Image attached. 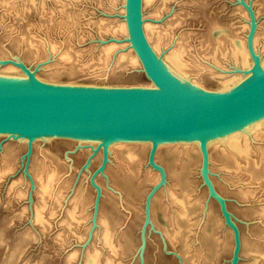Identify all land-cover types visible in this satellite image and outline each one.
I'll use <instances>...</instances> for the list:
<instances>
[{
    "label": "rangeland",
    "instance_id": "1",
    "mask_svg": "<svg viewBox=\"0 0 264 264\" xmlns=\"http://www.w3.org/2000/svg\"><path fill=\"white\" fill-rule=\"evenodd\" d=\"M64 1H1L0 58L8 64L0 65V72L12 66L21 72L18 75L25 74L16 62L21 59L47 83L154 86L139 57L137 66H119L111 76L104 75V67L92 57L103 44L126 46L124 50L133 51L129 35L99 32L102 20L103 25H109L124 19L117 13L121 10H111L107 0H74L76 3L68 2V10L59 16L55 8ZM245 1L254 13L258 12L255 18L262 24L259 32L263 36L264 0ZM166 4L159 19L168 21L172 39L169 45L176 40L185 44L186 56L193 61L189 74L203 78L201 88L224 90L210 71H214L211 61L218 52L215 41L225 32L232 39L230 29L234 28L232 31L247 42L248 9L241 0H169ZM145 12L143 8V19L147 20ZM52 17L55 25L48 28ZM50 45L57 46L56 54L64 49L71 51L73 59L67 65L73 68L70 73L48 74L52 67L64 66L51 57ZM262 45L259 42L258 46ZM261 50L262 54L257 51L264 55ZM222 55H218L222 69L215 71L226 76L236 73L239 66ZM259 131L248 137L250 163L242 164V170L222 153L223 148L212 149V153L209 148L213 157L210 178L240 229L239 264H264V129ZM124 143L131 148H118L121 142L111 144L109 160L100 171L103 151L93 155L90 147L96 148L98 142L37 138L28 161L27 140L0 134V264H86L93 254H98L99 264H182L179 255L184 264H230L235 244L233 230L226 223L221 205L204 184L200 148L186 154L181 150L184 143L159 147L155 161L164 168L165 179L156 189L149 210L147 196L162 180L161 171L149 163L151 144ZM127 151L135 153V162L130 163ZM48 177H52L51 192L43 195L41 186ZM170 192L188 200L186 220L174 215ZM105 230L111 246L103 240Z\"/></svg>",
    "mask_w": 264,
    "mask_h": 264
},
{
    "label": "water",
    "instance_id": "2",
    "mask_svg": "<svg viewBox=\"0 0 264 264\" xmlns=\"http://www.w3.org/2000/svg\"><path fill=\"white\" fill-rule=\"evenodd\" d=\"M241 3L250 14L247 46L252 65L245 70L248 76L237 85L213 91L191 88L179 81L164 67L145 36L142 1L127 0L128 40L154 86L47 83L17 60L30 81L0 80V134L27 137L25 157L28 161L33 152L32 142L37 138L64 137L98 142L97 147L92 148L93 155L100 149L103 151L100 171L106 167L112 143L150 142L149 163L161 171L162 180L154 186L149 198L165 179L164 168L155 161L158 145L196 143L202 152L204 184L210 196L221 205L226 223L233 230L235 244L230 264H239L240 229L210 178L207 146L216 141L223 143L226 138L240 136L243 132L252 133L264 121V68L253 46L257 22L251 6L244 0ZM146 204L149 209L148 201Z\"/></svg>",
    "mask_w": 264,
    "mask_h": 264
},
{
    "label": "bare ground",
    "instance_id": "3",
    "mask_svg": "<svg viewBox=\"0 0 264 264\" xmlns=\"http://www.w3.org/2000/svg\"><path fill=\"white\" fill-rule=\"evenodd\" d=\"M1 1H2V3H4V2H6V4L8 3L7 0H1ZM1 1H0V3H1ZM61 1H63V0H61ZM75 1L74 0H72V1L65 0L64 2H61L60 3L61 6H59V7L57 6L55 8L58 10V12H56V13H58L60 16V13H64L65 11L68 10L66 5L69 3L75 4L76 3ZM107 1H108V4H109L111 10H117V11L121 10V12L118 11L117 13L123 14L124 19L117 20L115 18L116 20H114L113 22H110V24L108 23L109 25H107V23H105L103 25L102 21H104V20H102L100 22L102 25L99 24L100 26H98V27H100L99 32L103 31L102 32L103 34L112 33V34H116V35H120V34H123V35L127 34L128 35V23L126 20L127 0H107ZM141 1H142L143 30H144L145 36H146L150 46L152 47L153 51L156 53L158 58L162 61L164 67L170 73H172L179 81H181L182 83H184L186 85H189L191 88H199L201 86V84L203 86L204 80L202 77H195V76H192L191 74H189L188 70L190 69L191 63L193 61L190 62V60H188V58L186 56L187 50H186L185 44L181 43L179 40H176V41H174V45H172V46L169 45V43L171 42L172 39H171V30H170L168 21H166V18H164L162 20L159 19L160 15L164 11V6H165L166 2H168L169 0H141ZM244 2H246V1L244 0ZM102 4H104V3H102ZM120 4L122 6L120 8H118V6H120ZM100 5H101V3H100ZM143 8H144V10H147V12H145V13H147L149 15L147 20L143 19ZM7 10L9 12L8 8H7ZM68 13H69V11L66 12L65 15H67ZM256 13H258V12H255L254 14L256 15ZM145 16H146V14H145ZM68 17H69V15H68ZM245 19H246V16H245ZM50 22H51V26H49L48 28H52V24L54 23L53 17L50 19ZM258 24L259 23H257V27H256L254 37H253V46H254L256 53L258 55H260L261 65L264 68V55H261L262 54L261 49L263 48V50H264V37H263L264 35L262 36L263 33L260 34V32H259V30H261V28H262V24L260 23L259 27H258ZM48 25H50V24H48ZM54 25H55V23H54ZM232 29H234V28H232ZM232 29H230L231 31L229 30L231 32L232 39H230L231 37L226 36V34H225L226 32L221 34L220 36H218V39L215 41L217 43L216 49H218V52H215L214 57H212V61H211V62H214V64H212V65H214V67H213L214 71L212 69L210 70L211 75L214 76L216 79H218L220 84L225 89L226 88L229 89L232 86L237 85L240 81H242L245 77H247L248 74L245 73V70L249 69L252 65V57H251V54L249 52L247 42H245V40L243 38H241L240 35L233 32ZM217 34H218V32H217ZM261 36H262V38H261ZM24 39H25V37H24ZM259 42H261L263 44L262 47L258 46ZM226 43H227V47L225 46ZM224 46L226 48H224ZM125 47L120 46L119 48L121 50H119L117 52V50L119 48L116 46V44L111 43L108 45L103 44V45L99 46L98 53L96 54V56L94 55L92 57L96 58L97 64H100L104 67L101 69L103 72L105 71L103 73L104 75L107 74L108 76H111V74H115L117 68L119 66H122V65H123L122 68H131V67H135L139 64V59H138V56H136V53L134 54V52L132 50H130V51L124 50ZM221 49H223V52H221L222 51ZM224 49H226L225 50L226 52L224 51ZM48 50H49L51 57L55 56L57 63L61 62L60 64L64 65L63 66L64 68L61 67L63 69H61L59 67H55L56 69H54L52 67L49 70L48 74H51L53 76H58L61 73H63L64 71H69V73H70V71H72V70H70V68H72V67H68L69 66L68 62L71 59H73L71 57V51H66L64 49L65 51L64 50L62 52L60 51L61 54L60 53L56 54V53H58L57 46H52V45H50ZM257 50L260 51L261 54ZM36 51L41 52V49L37 48ZM40 52H39V54H40ZM77 53H80V52H77ZM72 54H74V52H72ZM219 54H221V55L223 54L222 56H224V58L230 59L234 65L239 66V68L236 70V73H231L230 76H226V75H221L220 73L215 71V70L219 71L220 69H222L219 65L220 64V59H218ZM0 60H3V59L0 58ZM17 60H21V59H17ZM92 60H94V59L92 58ZM5 64H8V63H5ZM5 64L0 63V65H5ZM240 67L245 68V69H241ZM8 72H12V73L9 74ZM75 72H78V71H75ZM19 73H21V72H19L17 68H14L12 66L7 67V68H3L2 71L0 72V80L30 81L28 76H26V74L18 75ZM263 129H264V121L261 123L260 128L255 129L252 133L243 132V133H241L240 136L239 135H233V136L226 138L223 143H221V141H216V142L209 144L207 146L208 154H209V156H208V169L210 168V165H211L210 157H212V154H211L212 149H218V148L220 150L223 148L221 150L222 153L227 155L228 156L227 158L233 161V165L235 166L236 169H241V168L245 167L243 165H249V163H250L249 157L251 155V148H250L251 145L249 146L248 137H252L251 135H258L259 134L258 131L263 130ZM16 138H19L21 140H27V142H28L27 137H21V136L18 137L17 136ZM35 140L36 139H34L32 142L33 149H34ZM116 143L119 144L120 142H116ZM123 143L124 142H121V144L118 145V148H122V147L131 148L130 147L131 145H126L125 143L124 144ZM141 143H148L149 144L150 142H141ZM177 143H181V142L163 143L161 145H166V144L172 145V144H177ZM150 144L152 145V143H150ZM112 145H110V147ZM161 145H158L156 153H157V151ZM145 146L148 147L147 144H145ZM145 146H142V147L146 148ZM181 146L183 147L181 150H183V152H185L186 154H189L190 151L196 150V148H198V145L196 143H193V142L192 143H184ZM90 147H94V146L90 145ZM110 147L108 149L109 155H110V150H111ZM174 147L175 146H173V148ZM179 148L180 147H178V149ZM209 148L211 149V153L209 152ZM175 149H176V147H175ZM198 151H199V149H198ZM127 153L129 154L130 163L135 162V160H136L135 157H137L135 155V153L133 151H127ZM156 153H155V160H156ZM201 154H202V152H201ZM210 154H211V156H210ZM212 158H211V160H212ZM51 182H52V177H48L43 182V184L41 186L42 187L41 190H42L43 195L49 194L51 192L50 191L51 190ZM155 194H156V192L150 198L147 196L146 201H148L149 208L151 206L152 199L155 196ZM248 194H249V191H246L245 195H248ZM170 195H171V197H170L171 200L169 199V201H170V203L171 202L173 203V206L175 205L174 208L176 209L174 215L178 216L179 218H184L186 220L187 215H189L188 200L185 198V196H184V198H182L183 196H181V197L176 196L175 192L174 193L170 192ZM194 204L195 203L193 202L192 206ZM149 210L147 212L148 216H150ZM262 214H264V212ZM37 218L38 219L40 218V213L37 214ZM104 232H105V234L103 236L104 237L103 240H105V244L111 246L110 239H109L110 238L109 233H107L106 230ZM241 243H242V240H241ZM241 249H242V246H241ZM240 253H241V250H240ZM90 256H89V259L87 260L86 264H99L98 263V260H99L98 254H95V255L93 254L91 257ZM179 259L181 260V263L184 264L183 258H181L180 255H179Z\"/></svg>",
    "mask_w": 264,
    "mask_h": 264
}]
</instances>
